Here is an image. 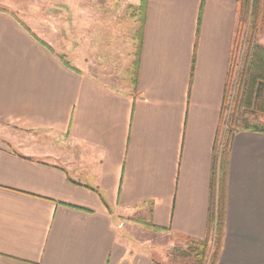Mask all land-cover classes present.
<instances>
[{
	"label": "crops",
	"instance_id": "1",
	"mask_svg": "<svg viewBox=\"0 0 264 264\" xmlns=\"http://www.w3.org/2000/svg\"><path fill=\"white\" fill-rule=\"evenodd\" d=\"M47 1L0 0V264H163L130 220L202 240L222 150L217 264H264V134H221L237 0Z\"/></svg>",
	"mask_w": 264,
	"mask_h": 264
},
{
	"label": "trees",
	"instance_id": "2",
	"mask_svg": "<svg viewBox=\"0 0 264 264\" xmlns=\"http://www.w3.org/2000/svg\"><path fill=\"white\" fill-rule=\"evenodd\" d=\"M144 5L141 6L142 13ZM249 19V34L243 59L241 83L233 110L228 119L223 144L230 142L234 133L249 131L264 134V46L254 42L255 34L260 37L264 21V0H237V34ZM69 66L68 62H64ZM136 62L133 71L136 73ZM232 65L230 66V73ZM228 86V83H227ZM227 98V88L225 102ZM225 112V109H224ZM220 156V186L217 200L211 191L208 212V222L205 237L202 240H187L185 246L173 247L169 250V264H217L223 246L225 221V156ZM215 173V166L213 174ZM144 228L162 231L154 228L145 221H137ZM158 264V263H153Z\"/></svg>",
	"mask_w": 264,
	"mask_h": 264
},
{
	"label": "rangeland",
	"instance_id": "3",
	"mask_svg": "<svg viewBox=\"0 0 264 264\" xmlns=\"http://www.w3.org/2000/svg\"><path fill=\"white\" fill-rule=\"evenodd\" d=\"M29 2H33V4H31L32 7L36 8L38 11H42L43 9H47V12H52V9L54 12L58 11V8L60 7L59 5H49L47 4V0H28ZM50 1V0H49ZM35 4V5H34ZM48 6V7H47ZM56 6V7H54ZM72 22H70L71 24ZM67 24V22H61V26H65ZM81 26H82V22H81ZM248 26H249V19L247 20L246 25L241 28H239V39H237L236 42V51H235V56H234V62L232 64V71L230 73V79L228 82V86H227V98H226V102H225V112L223 114V125L221 126V134L223 133V137L225 136V131L228 128V119L229 116L231 114V111L233 110V105L235 104V97L237 94V87H239L240 83H241V74L243 72V59H244V52H245V48H246V42L248 39V34H249V30H248ZM75 30H77L76 35H79V39L77 38V41L80 42L81 46L80 49L83 47V32H82V27L80 30H78V27L75 28ZM254 42L255 43H259V36L258 33L255 34L254 37ZM133 223H136L137 221H144L141 217H134L130 220ZM138 224V223H136ZM140 225V224H138ZM141 226V225H140ZM143 227V226H142ZM144 228V227H143ZM146 231L149 232H144L142 231V233H135V232H131V230L129 229H125L126 233L130 235V232L132 234V236H134L137 240H146L148 241L147 246L149 247V249L153 248L152 246H157V248L161 249V256L158 257L157 253H153V256L155 257V260H157L158 262L161 260H164L165 263L169 262V256H167L169 254V250L167 245L170 241V239L172 238L171 236L168 235H158L161 233V231H156V230H152V229H147L144 228ZM145 241V242H146ZM177 247L179 245H176ZM173 248V247H172ZM168 249V250H166ZM163 262V264H165Z\"/></svg>",
	"mask_w": 264,
	"mask_h": 264
}]
</instances>
